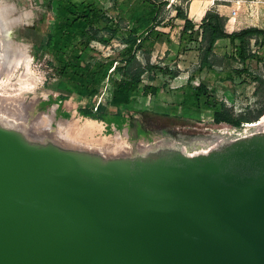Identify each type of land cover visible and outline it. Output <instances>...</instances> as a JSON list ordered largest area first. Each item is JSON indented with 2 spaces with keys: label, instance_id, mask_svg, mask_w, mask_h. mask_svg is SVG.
<instances>
[{
  "label": "water",
  "instance_id": "water-1",
  "mask_svg": "<svg viewBox=\"0 0 264 264\" xmlns=\"http://www.w3.org/2000/svg\"><path fill=\"white\" fill-rule=\"evenodd\" d=\"M0 264H264V133L105 157L0 123Z\"/></svg>",
  "mask_w": 264,
  "mask_h": 264
},
{
  "label": "trees",
  "instance_id": "trees-1",
  "mask_svg": "<svg viewBox=\"0 0 264 264\" xmlns=\"http://www.w3.org/2000/svg\"><path fill=\"white\" fill-rule=\"evenodd\" d=\"M53 1L56 4L55 21L33 45L36 58L45 54L53 57L49 61L53 70L49 77L58 79L54 88L57 96L51 97L48 104H62L75 97L80 102L77 105L79 115L114 123L118 130L129 124L138 136L142 129L134 121L133 113L130 115L129 112H140L137 104L142 103L143 99L155 97L151 107L143 109L146 112L163 117L173 116L171 106L163 103L159 97L160 92L169 85L168 81H164L162 85L155 82L160 74L170 75L171 78L178 76V56L169 58L167 53L164 59L154 63L149 59L145 62L139 58L141 53H151L156 42L163 41L164 34L156 27L165 23L163 13L169 5L168 0H142L147 11L136 12L128 22L129 29L119 35L121 27L95 2ZM170 7L174 8L175 17L182 21L179 53L195 51L198 62L187 80L189 90L184 92L181 108L184 111L188 107L201 110L205 106L212 111L210 123H225L239 129L246 123L259 120L264 115V75L252 72L247 62L254 58L264 60L259 55L261 50L264 52V27L249 25L228 31V17L215 8L207 10L197 23L182 5L172 3ZM102 22L105 23L104 26H101ZM114 38L124 45L117 56L102 55L94 45L99 43L108 46ZM222 39L230 41L232 53H217L216 44ZM196 42L197 46L190 45ZM165 61L169 62L163 65ZM171 61L173 66L170 65ZM220 61L222 73H225L223 81L235 85L237 78L241 79L240 83H245L247 79L244 75L253 76L254 94L258 97L255 107L247 106L244 110L235 112L224 100L212 103L214 91L204 82L194 84L196 74H200L204 68L215 69ZM107 83L112 86L109 97L103 93ZM82 101L85 102L82 104ZM150 136L149 134L148 137Z\"/></svg>",
  "mask_w": 264,
  "mask_h": 264
},
{
  "label": "rangeland",
  "instance_id": "rangeland-1",
  "mask_svg": "<svg viewBox=\"0 0 264 264\" xmlns=\"http://www.w3.org/2000/svg\"><path fill=\"white\" fill-rule=\"evenodd\" d=\"M77 3L89 0H74ZM103 7L107 13L112 16L116 23L121 27L119 34L125 33L128 28V22L133 15L144 13L147 11V6L142 0H90ZM169 5L166 7L165 23L157 26L164 36L172 35L173 38H178L181 32L182 21L175 17V10L170 7V4L182 5L189 16L197 23L201 21V15L205 14L207 10L215 8L220 13L228 17L227 30L233 31L249 25H258L264 27V0H168ZM15 3L17 5V14L27 10V14L31 16L30 23L27 25H14L8 37L13 42L14 46L20 47L31 57V69L25 73L24 67H19L14 71L11 79L3 87L0 96V103L7 107L14 109L17 117L24 119L22 127L28 132H33L36 135H44L47 140H53V134L58 129L57 125L60 123L63 126H69L72 122H77L81 126L90 119L85 118L76 111L77 105L80 103L75 97L63 102V108L66 109V114H63L57 108L56 104H48L49 99L56 97L57 93L54 91L58 79L51 78L53 70L49 65V61L53 60L50 54H45L40 58L34 55L33 45L37 43L44 31L51 26L55 21V2L53 0H5V4ZM199 10V14L195 9ZM204 16V15H203ZM202 16V17H203ZM105 23H101L104 26ZM108 37V35L106 36ZM164 39V37H163ZM111 44L104 46L99 43H94L95 47L101 51L102 55L117 56L118 52L124 49L115 38L111 40ZM191 46L198 45L196 43ZM180 48V45H179ZM178 48V49H179ZM216 51L218 54L232 53V45L229 40L222 39L216 44ZM197 53H189L185 66L176 78H171L170 75H159V79L155 82L162 85L164 81H168L167 88L160 92V99L163 103L171 106L173 116L163 117L153 114L149 109L153 104L155 97L143 99L142 103H138L140 112L133 113V119L141 127V135H137L135 129H121L113 128V131H107L106 127L99 122L98 130L92 135H81L75 132H69V137L74 139V143L90 146L89 144L105 143L113 141H124L132 146L130 156L141 155V148L160 149V152L170 150H181L184 152H197L202 149H208L216 143L221 146L229 143L232 136L224 133L227 129L225 123L214 124L209 120L212 118V111L205 106L201 110H196L194 107H188L184 111L180 102L183 99L184 92L189 90L187 80L193 73V70L198 66ZM264 57V52L261 50L260 54ZM142 57V55H141ZM33 60V61H32ZM175 60V58H174ZM146 62V60H144ZM223 61V60H222ZM169 61L163 62L167 64ZM173 66V61L170 62ZM248 68L256 73L264 75V60L259 58L250 59L247 62ZM179 67V66H178ZM23 73L24 76H23ZM22 75V77H21ZM225 73L221 70L220 64L216 65L215 69L211 70L204 68L200 74H196L194 84L204 82L209 88L213 89L214 95L211 102H221L224 100L229 106L233 107L235 112H239L248 107H255L258 97L254 94L255 82L253 76L244 75L247 79L245 83H240L241 79L237 78L236 84L233 85L229 81H223L222 77ZM30 76V77H29ZM247 76V77H246ZM3 78V77H2ZM47 82V84H46ZM146 82H148L146 80ZM111 83H107L104 89V95L110 96ZM8 90V91H6ZM15 93V95H14ZM14 95V96H11ZM206 99V97H204ZM44 102L46 103L44 105ZM85 101H82V104ZM62 109V108H61ZM54 114V121L47 122L44 119L46 114ZM175 115V116H174ZM264 115L256 122L262 121ZM78 119V120H77ZM132 120V118L130 117ZM72 120V121H71ZM71 122V123H69ZM67 123V124H66ZM252 127V131H264V124ZM33 124V127L31 125ZM37 127H36V126ZM217 125H221V134L217 130ZM50 126L48 129L43 127ZM36 128V129H35ZM75 129V128H74ZM168 132L167 134H165ZM83 134V133H82ZM151 135L148 137V135ZM138 136V137H137ZM221 139V140H220ZM54 141V140H53ZM209 142V143H208ZM57 143V142H56ZM60 144V143H59ZM61 145V144H60ZM63 146V145H62ZM77 149L94 152L88 148L76 146Z\"/></svg>",
  "mask_w": 264,
  "mask_h": 264
},
{
  "label": "bare ground",
  "instance_id": "bare-ground-1",
  "mask_svg": "<svg viewBox=\"0 0 264 264\" xmlns=\"http://www.w3.org/2000/svg\"><path fill=\"white\" fill-rule=\"evenodd\" d=\"M5 6H7V4H5ZM7 27H4V29L0 31V96L3 95V92H1V90L3 89V87L7 86L6 83L9 81V79H11V76L13 75L14 71H16L17 68L24 67L25 73H28L31 69L30 68L31 67V57L29 56L30 54L28 55L20 47L14 46L11 40L4 38V32ZM25 73H23V76ZM14 95H11V96H14ZM53 116L54 114L52 113L46 114L44 115L43 120L51 123L54 121ZM24 121H25L24 119H21L15 115L14 109L12 110L6 105H3L0 103V123L1 124L8 126V127L16 128L22 131L32 140H37L39 142L47 141V138L44 135H36L35 133L28 132L25 128H23L22 124ZM97 123L99 124V122L94 119H90L88 122H85L83 126H81L79 123L75 121L72 122L68 127L67 126L65 127L59 123L57 125L58 129H56V132H54L52 139L58 144L60 143L61 145L65 147L77 148L76 146H80V147L88 148L105 157L130 156V151H131L132 146L124 141H113V142H105V143H99V144L90 143L89 144L90 146H87V145H82V144H76L74 143L75 142L74 139L70 138L71 136L69 137L70 135L69 132H75V133L81 134L83 135V137L84 135L90 136L98 130L99 127ZM262 124H264V118L262 119L260 125ZM31 127H33V124L31 125ZM49 127L50 126L43 127V129H48ZM220 147L221 145L219 143H216L213 146L209 147L208 149H202L200 151L195 152L194 154L208 153L209 151H212ZM159 152H160V149L156 150V149L147 147V148H141L140 154L145 157H150V156L157 155Z\"/></svg>",
  "mask_w": 264,
  "mask_h": 264
},
{
  "label": "crops",
  "instance_id": "crops-1",
  "mask_svg": "<svg viewBox=\"0 0 264 264\" xmlns=\"http://www.w3.org/2000/svg\"><path fill=\"white\" fill-rule=\"evenodd\" d=\"M195 12H197V14H199V10L196 8L195 9ZM204 14L201 15V18ZM116 21V20H115ZM182 26L180 25L179 28H181ZM157 29V27H156ZM182 29V28H181ZM181 33V32H180ZM164 39L162 38V42H156L151 50V53H141L139 55V58L144 61V60H147L149 59L151 62H156L158 60H161V59H164L166 54L168 53V56L169 58L173 55H177L178 56V59H177V63H178V66H179V69H180V72L181 70L183 69V66H185L186 64V60L189 56V53H196L195 51L194 52H182V53H179V45H180V34H179V37L178 38H173L172 35H167L166 36H163ZM220 41V40H219ZM142 55V57H141ZM164 65V63H162ZM46 103L44 102V105ZM57 105V108L61 107L59 110L63 113V114H66V109L63 108V105L62 104H56ZM76 111H77V108H76ZM172 111V109H171ZM78 112V111H77ZM172 114L173 111H172ZM112 120H115V119H112ZM98 121V120H96ZM102 124H103V127H106V130L107 131H110L112 132L113 131V128H117L115 126L114 123H107V122H103V121H100ZM124 128H127L129 130H131L130 128V125L129 124H126V126ZM123 128V129H124Z\"/></svg>",
  "mask_w": 264,
  "mask_h": 264
},
{
  "label": "clouds",
  "instance_id": "clouds-1",
  "mask_svg": "<svg viewBox=\"0 0 264 264\" xmlns=\"http://www.w3.org/2000/svg\"><path fill=\"white\" fill-rule=\"evenodd\" d=\"M31 16L27 10L17 14V5L13 2L5 6V0H0V31L9 25H27L30 23Z\"/></svg>",
  "mask_w": 264,
  "mask_h": 264
},
{
  "label": "built area",
  "instance_id": "built-area-1",
  "mask_svg": "<svg viewBox=\"0 0 264 264\" xmlns=\"http://www.w3.org/2000/svg\"><path fill=\"white\" fill-rule=\"evenodd\" d=\"M259 123H260V121L246 123L244 125V127L240 128V129L236 128V127H233L231 125H227V127H225L227 130L224 133H227L230 136H232L230 138L229 142H233V141H236V140H239V139H243V138H248V137H251V136L259 134V133H264V131H252L251 130L252 127H255ZM217 126H219V127H217V130H219V132L221 134V125H217ZM187 153L189 155H196V154H194L195 152H187Z\"/></svg>",
  "mask_w": 264,
  "mask_h": 264
}]
</instances>
